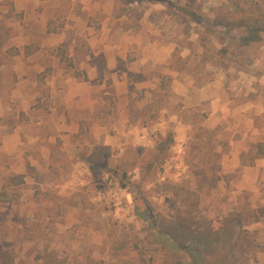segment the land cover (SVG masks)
<instances>
[{"label":"rangeland","instance_id":"rangeland-1","mask_svg":"<svg viewBox=\"0 0 264 264\" xmlns=\"http://www.w3.org/2000/svg\"><path fill=\"white\" fill-rule=\"evenodd\" d=\"M215 98L223 123L208 120ZM243 101L258 106V154L264 0H0V238L13 264H40L45 248L67 264H264V178L224 155ZM193 213L213 228L237 220L218 241L160 222Z\"/></svg>","mask_w":264,"mask_h":264},{"label":"trees","instance_id":"trees-1","mask_svg":"<svg viewBox=\"0 0 264 264\" xmlns=\"http://www.w3.org/2000/svg\"><path fill=\"white\" fill-rule=\"evenodd\" d=\"M260 20L254 19L247 23L248 28H252L255 23L259 22ZM50 31L52 29H49ZM245 33H249V31L246 30ZM248 38V37H246ZM55 50H57L58 56L61 59H66L64 55V51L62 48L58 47ZM33 51L28 45L25 46V54H30ZM68 60V59H67ZM10 183L13 185H19L23 183V174H14L10 178ZM181 207H183V211L187 209L186 213H191L195 211L197 207V198L194 200L191 198L190 195L187 197L182 198ZM182 211V212H183ZM179 214V213H178ZM195 218L197 216L195 213L190 214V217H186L183 215H177L174 221H170L168 218L162 217L160 218L161 225L166 227L174 226V227H181L185 231L191 232L196 238L203 240V239H211L213 241H218L220 238V235L222 233H230L232 229H230V223L235 222L237 220V215H233L230 218H224L222 222H220V225L217 228H213L211 226H205L202 225V223H199L195 221ZM4 221L3 215L0 214V226ZM163 234L160 236L161 238ZM38 260L40 264H67L64 257L59 256L56 251L53 249H43L42 252L38 255ZM0 261L2 264H13V257L9 250L5 248L2 245L1 238H0ZM38 264V263H37Z\"/></svg>","mask_w":264,"mask_h":264},{"label":"crops","instance_id":"crops-1","mask_svg":"<svg viewBox=\"0 0 264 264\" xmlns=\"http://www.w3.org/2000/svg\"><path fill=\"white\" fill-rule=\"evenodd\" d=\"M211 102L212 110L208 114V120L211 123V120L214 119L216 120L215 123H223L226 118L225 112H229V106H227L226 102L220 98L212 99ZM214 106L217 107L216 111ZM257 108V104L247 101L239 102L238 106L234 107L233 114H239L243 119V124L242 126L237 124L238 129L234 131V137L231 136L228 139L229 148L227 153L225 152L224 155L225 158L228 157L229 164L233 165L234 167H245V171L252 167H254L256 170L258 168L260 177L264 178V145L258 154L255 153L252 148V144L255 142L256 135H259V131L254 126V122L250 116V113L252 109ZM249 110L250 112L248 113ZM208 126L213 125L208 124ZM227 130L228 132H231L232 129L228 127ZM261 134L264 135V132H261ZM249 144L251 147H247ZM250 150L252 152H250ZM248 152L251 154L248 155ZM247 158H249V161H245Z\"/></svg>","mask_w":264,"mask_h":264}]
</instances>
